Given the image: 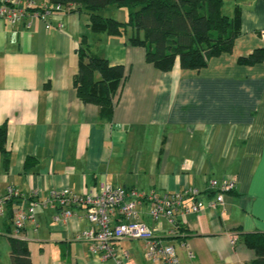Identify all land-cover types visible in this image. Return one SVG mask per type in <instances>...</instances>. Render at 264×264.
<instances>
[{
    "label": "crops",
    "instance_id": "1",
    "mask_svg": "<svg viewBox=\"0 0 264 264\" xmlns=\"http://www.w3.org/2000/svg\"><path fill=\"white\" fill-rule=\"evenodd\" d=\"M236 7L241 32L231 52L201 69L182 68L177 59L170 71L148 62L145 47L130 43L133 29L118 36L94 33L85 10L55 13L51 29L37 18L30 28L0 20V125L8 124L10 154L5 167L0 152V195L13 185L21 195L8 208L37 202L35 221L19 236L9 209L0 214V239L27 240L33 264H116L78 237L91 227L83 208L74 206L70 221L53 219L63 209L47 203L53 190L95 194L104 184L158 192L196 186L201 193L185 204L201 200L202 210L183 219L177 212L180 233L165 218L153 220L148 202L140 207L141 220L175 246L183 264H249L255 252L242 236L264 231V56L255 64L239 60L264 50V0H224L222 10L232 16ZM107 10V16L126 20L124 9ZM84 35L93 53L126 67L109 118L99 105L83 102L74 86L76 47ZM212 178L236 181L216 208L208 205L219 191ZM118 245L131 254L127 264H159L146 258L141 239Z\"/></svg>",
    "mask_w": 264,
    "mask_h": 264
},
{
    "label": "trees",
    "instance_id": "2",
    "mask_svg": "<svg viewBox=\"0 0 264 264\" xmlns=\"http://www.w3.org/2000/svg\"><path fill=\"white\" fill-rule=\"evenodd\" d=\"M61 3L65 11L85 10L90 16L94 33L109 36L123 35L134 30L130 43L146 48L147 61L162 71H170L177 59L185 69H201L210 58L231 52L241 32V10L235 8L232 16L223 12L224 0H49ZM81 5L80 7H77ZM124 9L126 20L103 15L105 9ZM143 31L144 36L139 33ZM78 72L74 86L85 103L99 105L104 117L112 116L115 98L127 77L124 64H111L109 60L90 50L88 36L79 46ZM264 50L258 49L240 58L244 64H255L263 59ZM8 124L0 125V152L8 167L10 154L6 148ZM9 206L8 215L13 218ZM176 233L183 231L178 223ZM244 243L255 252L249 264H264V231L243 234ZM12 264H33L27 240L9 236Z\"/></svg>",
    "mask_w": 264,
    "mask_h": 264
},
{
    "label": "built area",
    "instance_id": "3",
    "mask_svg": "<svg viewBox=\"0 0 264 264\" xmlns=\"http://www.w3.org/2000/svg\"><path fill=\"white\" fill-rule=\"evenodd\" d=\"M64 9L61 3L49 0H0V20L12 25L26 22V26L30 28L31 20L37 18L45 23L47 29H51L54 27L51 18ZM260 33L264 37V29ZM210 184L212 188L219 189L216 196L208 202L211 208L224 204L225 194L236 188L235 180H223L220 183L217 178H212ZM200 193L201 190L196 186L184 190L158 192L155 189L146 191L104 184L95 194H78L67 189L53 190L46 201L54 206L59 204L63 208L54 215L55 221H70L76 215L73 207L83 208L91 227L82 230L78 237L89 241L91 250L104 259L111 258L116 264H127L131 254L129 250L119 246L118 241L141 239L144 241V251L149 261L159 264H183L175 246L161 238L154 228L141 220L140 207L144 202L150 203L151 218L155 221L167 219L176 231L178 223H182L176 217L178 211L183 219L188 212L202 210L201 200H192L189 205L185 204L186 199ZM20 195L13 185H9L6 193L0 195V214L6 215L9 201ZM36 205L37 202L32 200L28 205H17L13 208V224L17 236L21 235L27 222L35 221ZM171 232L174 233L173 230ZM236 238L237 235H233L232 242H235ZM189 257H195L191 250Z\"/></svg>",
    "mask_w": 264,
    "mask_h": 264
},
{
    "label": "rangeland",
    "instance_id": "4",
    "mask_svg": "<svg viewBox=\"0 0 264 264\" xmlns=\"http://www.w3.org/2000/svg\"><path fill=\"white\" fill-rule=\"evenodd\" d=\"M103 15H110L108 14V10L105 9L102 11ZM1 257H0V264H8L10 262V245L7 236L1 235Z\"/></svg>",
    "mask_w": 264,
    "mask_h": 264
},
{
    "label": "water",
    "instance_id": "5",
    "mask_svg": "<svg viewBox=\"0 0 264 264\" xmlns=\"http://www.w3.org/2000/svg\"><path fill=\"white\" fill-rule=\"evenodd\" d=\"M81 5H78L77 7H80Z\"/></svg>",
    "mask_w": 264,
    "mask_h": 264
}]
</instances>
